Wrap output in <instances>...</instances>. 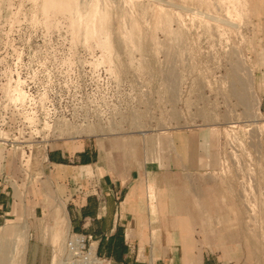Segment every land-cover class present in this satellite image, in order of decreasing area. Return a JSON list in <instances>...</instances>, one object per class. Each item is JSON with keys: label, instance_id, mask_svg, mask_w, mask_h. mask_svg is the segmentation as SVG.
Returning a JSON list of instances; mask_svg holds the SVG:
<instances>
[{"label": "rangeland", "instance_id": "1", "mask_svg": "<svg viewBox=\"0 0 264 264\" xmlns=\"http://www.w3.org/2000/svg\"><path fill=\"white\" fill-rule=\"evenodd\" d=\"M45 2L0 0V158L21 212L0 224L3 264H84L66 244L65 187L37 174L45 147L148 155L176 131L183 250L264 264V0Z\"/></svg>", "mask_w": 264, "mask_h": 264}, {"label": "crops", "instance_id": "2", "mask_svg": "<svg viewBox=\"0 0 264 264\" xmlns=\"http://www.w3.org/2000/svg\"><path fill=\"white\" fill-rule=\"evenodd\" d=\"M183 135L176 131L174 139L155 138L151 154L141 149L135 156H110L97 140L66 139L45 147L37 174L65 187L68 231L85 234L99 254L115 263L207 264L201 255L183 250L190 235L183 234L184 222L170 218L188 209L173 194L179 188L171 171L172 143H181ZM10 166L0 158V224L21 213L18 187L6 172ZM43 209L39 203L31 215L37 217Z\"/></svg>", "mask_w": 264, "mask_h": 264}, {"label": "built area", "instance_id": "3", "mask_svg": "<svg viewBox=\"0 0 264 264\" xmlns=\"http://www.w3.org/2000/svg\"><path fill=\"white\" fill-rule=\"evenodd\" d=\"M68 249L74 252V254H80L84 259V264H87L91 259V252H93L95 263L91 264H102V262H110L111 260L105 256L101 255L97 252L96 249L92 251V246L89 243V238L83 234L74 231H68L67 241H66Z\"/></svg>", "mask_w": 264, "mask_h": 264}, {"label": "bare ground", "instance_id": "4", "mask_svg": "<svg viewBox=\"0 0 264 264\" xmlns=\"http://www.w3.org/2000/svg\"><path fill=\"white\" fill-rule=\"evenodd\" d=\"M73 3H74V1H73ZM91 3H92V2H91ZM97 3H98V1H97ZM42 4L44 5V8H45V9H47V8L50 7L51 5H57V6H59V7L62 8V9H70V7L72 6V5H71V0H46L45 4H44V3H42ZM98 4H99V3H98ZM98 4H97V7L100 5V4H99V5H98ZM162 4H163V3H162ZM90 5H91V4H90ZM100 7H101V6H99V9H100ZM104 7H105V6H104ZM104 7H103V8H104ZM45 9H44V10H45ZM44 10H43V11H44ZM97 10H98V8H97ZM100 10H102V9H100ZM100 10H99V11H100ZM95 11H96V10H95ZM91 12H92V11H91ZM105 12H106V11H105ZM105 12H104V13H105ZM107 12H108V11H107ZM101 14H102V11H101ZM105 14H106V13H105ZM106 15H107V14H106ZM107 17H108V16H107ZM166 17L168 18V16H166ZM166 17H165V18H166ZM96 18H97V20H98V23H97V25H95V26H97V28H99V21H101V20L103 19V15H100V13H99V19H98V17H96ZM104 19H105V18H104ZM107 19H108V18H107ZM105 20H106V19H105ZM105 20H104V21H105ZM168 20H169V19H168ZM134 21H135V20H134ZM131 22H132V21H131ZM102 23H103V22H102ZM103 24H104V23H103ZM133 24H134V23H133ZM103 26H104V25H103ZM107 26H108V25H107ZM107 26H106V27H107ZM130 26H131V25H130ZM106 27H105V28H106ZM108 28H109V27H108ZM77 29H78V28H77ZM128 29H129V28H128ZM102 30H103V29H102ZM129 30H130V29H129ZM129 30H127V31H129ZM104 31H105V30H104ZM104 31H103L102 33L105 34ZM106 31H107V30H106ZM108 31H109V30H108ZM127 31H126V32H127ZM131 31H132V30H131ZM107 33H108V32H107ZM101 42H102V41H101ZM106 43H108V42H106ZM110 46H111V45H110ZM240 194H241V193H240ZM11 219H12V218H11ZM4 229H5V230H4L5 232H7L6 229L11 231V230H13V226H9V227H8V226H5ZM20 231H21V230H20ZM16 232H17V231H16ZM17 233H19V231H18ZM4 238H6V237H4ZM4 241H6V240H4ZM4 249H5V248H4ZM91 249H92V251H94L95 247L92 246ZM92 258L95 260L94 255H93V252H91V259L89 260V262H88L87 264H91V262H92V263H95V262H96V261H94ZM3 263H4V261H3L2 259H0V264H3Z\"/></svg>", "mask_w": 264, "mask_h": 264}]
</instances>
